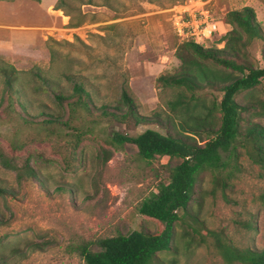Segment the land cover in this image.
<instances>
[{
    "label": "rangeland",
    "instance_id": "rangeland-1",
    "mask_svg": "<svg viewBox=\"0 0 264 264\" xmlns=\"http://www.w3.org/2000/svg\"><path fill=\"white\" fill-rule=\"evenodd\" d=\"M39 2L0 0V68L17 70L32 114H38V104L56 109L51 98L32 92L37 71L60 80L66 92L62 75L74 76L91 91L92 103L89 114L72 121L78 130L67 129L68 137H47L42 125L29 126L19 118L15 103L6 108L0 75V147L8 156L41 153L46 161H29L42 182H18L16 172L0 164L5 191L0 194V264H84L79 253L84 244L97 251V239L161 227L138 207L165 180L162 165L168 161L157 157L145 162L133 144H111L113 131L130 133L134 126L130 121L109 123L100 107L120 105L124 82L140 114L150 115L162 105L156 77L178 67L175 51L190 39L179 33L180 22L189 17L183 10L196 17L205 10L225 25L203 43L222 48L224 42L218 40L230 29L221 22L225 14L249 6L264 29V0H69L70 8L53 10L56 0L47 11ZM76 22V27L68 26ZM260 52L261 43L255 42L250 53L259 62ZM252 95L264 99V78ZM237 99L247 101L244 93ZM251 120L264 126V114ZM148 127L156 128L138 124L131 132ZM77 133L81 140L74 148ZM102 151L109 153L108 160L103 161ZM238 167L225 188L215 184V194L211 175L204 173L201 197L189 209L235 246L264 248V169L246 155L239 157ZM66 186L73 191L60 190ZM194 227L187 216L176 222L173 248L160 257L175 258L178 264H225L212 239L195 237Z\"/></svg>",
    "mask_w": 264,
    "mask_h": 264
},
{
    "label": "trees",
    "instance_id": "trees-1",
    "mask_svg": "<svg viewBox=\"0 0 264 264\" xmlns=\"http://www.w3.org/2000/svg\"><path fill=\"white\" fill-rule=\"evenodd\" d=\"M69 6V0H57L53 10ZM221 22L230 25L218 40L224 42L222 48L205 47L192 39L178 46L175 51L178 67L156 77L162 105L150 115L137 111L126 82L118 100L120 105L112 106V110L106 105L100 107L109 123L130 121L134 126L130 133L113 131L109 135L111 144H133L137 155L145 162L157 157H168V161L162 165L165 180L156 183L155 189L140 201L138 207L140 214L161 227L156 231L132 230L97 239V251L84 244L79 251L84 264H178L175 258H163L160 253L172 250L174 225L184 216L194 222L195 237L202 241L206 237L212 239L225 264H264V248L235 246L217 231L208 229L189 209L190 203L201 197L199 183L204 173L211 175L213 186L210 191L215 194V184L221 183L223 189L235 176L241 155H246L264 169V126L251 120L264 114V99L252 95L264 78V29L249 6L228 11ZM78 24L70 23L68 26L76 27ZM255 42L261 43L262 64L250 53ZM0 69L2 102L5 99L9 101L6 108H12L11 104L15 103L19 118L29 126L42 125L47 137H68L71 132L67 129L78 130L72 121L90 113L92 95L82 81L63 73L62 77L69 86L66 92L60 80L52 81L37 71L32 92L51 98L56 109L38 104L41 109L38 114H32L17 70L7 65ZM242 93L247 97L244 103L237 99ZM138 124L156 128L148 127L133 134L131 131ZM80 134L74 135V148L81 140ZM31 157L37 164L46 162L41 153L14 157L8 156L0 147L1 166L15 171L18 182L27 179L42 182L37 169L29 163ZM101 158L108 160L109 153L102 151ZM60 190L73 191L71 186L60 187ZM4 192L0 188V194Z\"/></svg>",
    "mask_w": 264,
    "mask_h": 264
},
{
    "label": "built area",
    "instance_id": "built-area-1",
    "mask_svg": "<svg viewBox=\"0 0 264 264\" xmlns=\"http://www.w3.org/2000/svg\"><path fill=\"white\" fill-rule=\"evenodd\" d=\"M186 12L189 17L180 22L179 33L190 37L196 43L203 44L206 40L211 39L214 34L224 29V25H219L218 22L212 20L205 10L199 11L198 17L186 9L183 10V13Z\"/></svg>",
    "mask_w": 264,
    "mask_h": 264
},
{
    "label": "crops",
    "instance_id": "crops-1",
    "mask_svg": "<svg viewBox=\"0 0 264 264\" xmlns=\"http://www.w3.org/2000/svg\"><path fill=\"white\" fill-rule=\"evenodd\" d=\"M56 2V0H40L39 2V7L44 10L47 11L48 8L53 5ZM225 26V25H224Z\"/></svg>",
    "mask_w": 264,
    "mask_h": 264
}]
</instances>
